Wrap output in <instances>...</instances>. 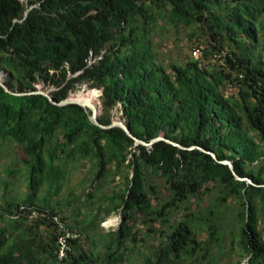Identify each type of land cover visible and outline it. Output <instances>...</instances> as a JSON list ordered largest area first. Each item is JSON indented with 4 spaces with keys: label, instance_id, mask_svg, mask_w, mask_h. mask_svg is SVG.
<instances>
[{
    "label": "trees",
    "instance_id": "trees-1",
    "mask_svg": "<svg viewBox=\"0 0 264 264\" xmlns=\"http://www.w3.org/2000/svg\"><path fill=\"white\" fill-rule=\"evenodd\" d=\"M161 16L209 35L201 58H158ZM0 73L21 93L0 84V142L20 146L28 180L21 202L0 197V264H218L232 240L247 256L236 264H264V0H0ZM40 82L56 102L77 83L99 88L102 124L119 109L136 137L183 147L103 128L89 107L36 92ZM86 167L101 187L119 177L98 210L121 215L88 245L62 215L71 197L52 201ZM56 215L80 234L62 259Z\"/></svg>",
    "mask_w": 264,
    "mask_h": 264
},
{
    "label": "rangeland",
    "instance_id": "rangeland-1",
    "mask_svg": "<svg viewBox=\"0 0 264 264\" xmlns=\"http://www.w3.org/2000/svg\"><path fill=\"white\" fill-rule=\"evenodd\" d=\"M26 2L27 0H23ZM204 31L195 27H175L168 20L161 16L158 19L156 31L153 34V39L156 46L158 58L165 64L171 61H183L188 57L194 56L192 54V47L195 44H201L208 40ZM38 90H43L50 93L55 89L53 85H46L42 82L36 84ZM93 93L97 99V110L101 113V101L100 95L101 89H90L86 83H77L76 88L70 91L69 96L72 97L79 94ZM121 111L115 109L113 111L114 119H122ZM123 120V119H122ZM11 166L15 167V172L12 176L8 175V170ZM115 182L110 180L104 187H101L100 181L96 180L93 175L87 173L86 168H77L69 175L64 181L63 188L58 195L52 197L53 202L64 204L68 201V197H71V202L64 204L62 215H66L68 221L77 230L83 232V240L88 245L91 240L88 235L93 233H104L109 230H114L121 219V215L118 212H113L107 218L104 217V211L98 210V205L104 203V195L112 193V189L120 183L119 177L114 178ZM157 181V180H156ZM7 183V184H6ZM155 185V184H154ZM162 185V183H161ZM28 190V180L26 174V168L21 162V148L17 144H6L0 142V197L13 198L19 202L26 197ZM46 188L40 190V194H44ZM162 195L160 197L163 204L168 203L171 200L167 188L164 185L161 186ZM216 188L203 196L206 201L211 200L216 195ZM93 193V197L90 194ZM191 203L195 206L198 202L195 197L191 198ZM187 205V204H183ZM233 208L238 209L239 205L235 202L232 203ZM157 209L160 211L161 206ZM90 222L94 223L93 229L90 227ZM146 227H152L158 225L157 223L140 224ZM264 230V225L261 224ZM206 234L202 233L201 238H205ZM151 243L158 244V234L151 239ZM230 250L221 255L218 264H236L237 260H241V263H245L247 256L245 253H239V246L236 241L232 240L229 244ZM184 264H192L190 261H186ZM198 264H205V258L201 259Z\"/></svg>",
    "mask_w": 264,
    "mask_h": 264
},
{
    "label": "water",
    "instance_id": "water-1",
    "mask_svg": "<svg viewBox=\"0 0 264 264\" xmlns=\"http://www.w3.org/2000/svg\"><path fill=\"white\" fill-rule=\"evenodd\" d=\"M0 84H1L2 86H4L5 89H6L7 91H10V92H12V93H16V92L11 91V90L9 89V87L6 85V83H5L3 80H1V79H0ZM36 92H38V93H42V94L46 95V96H47L52 102L57 103V104H59V105H65V104H69V103H77V104H80V105H82V106H84V107H89V108L91 109V111H92V114H91V120H92L94 123H96L97 125H99V126H101V127H103V128H108V127H112V126H120V127H122V128L127 132V134H128L129 136H131L132 138H134L138 143H142V144H144V145H151L153 142H155V141H157V140L165 139V140H167V141H169V142L174 143L175 145H178V146H180V147H183L181 144H179V143H177V142H175V141H172V140H170V139H168V138H166L165 136H162V135H159V136L153 138V139L150 140V141L142 140V139L136 137V136L132 133L130 127L127 125V123L125 122V120H122V119H114V120L112 121V123H111V124H108V125H106V124H102V123L99 121V119H98L99 112H98V110H97V107H96V105L93 104L91 101H78V100L72 99V98H70V97H66L65 99H62V100H60L59 102H56V101L54 100L53 96L51 95V93L45 92V91H43V90H37ZM16 94H21V93H16ZM193 147H194V146H193ZM193 147H190V148H193ZM209 152L213 155V157H215L216 159H218L217 156H216V154H215L214 152H211V151H209ZM219 161L222 162V163L228 164L229 167L231 168V170L233 171V173H234V175L236 176L237 179H240V180H244V179H246L245 177L240 176V175L236 172V170H235V168H234V165H233V163H232L230 160H219ZM249 180H250V179H249Z\"/></svg>",
    "mask_w": 264,
    "mask_h": 264
},
{
    "label": "built area",
    "instance_id": "built-area-1",
    "mask_svg": "<svg viewBox=\"0 0 264 264\" xmlns=\"http://www.w3.org/2000/svg\"><path fill=\"white\" fill-rule=\"evenodd\" d=\"M192 54L194 55V57L196 58H201L202 56V46L199 44H195L192 47ZM0 79L4 80L3 78V74L0 73ZM231 85V84H230ZM234 86H229L228 87V91L231 92L234 89ZM36 214V210H32L30 213V218H33ZM54 220L56 221V223L59 226V229L62 231L60 237H59V257L62 259L64 257H66L67 255V249H68V243H67V239L68 238H73V237H80V234L77 232H73L70 231V229L68 228V226L61 220V217L56 215L54 216Z\"/></svg>",
    "mask_w": 264,
    "mask_h": 264
},
{
    "label": "bare ground",
    "instance_id": "bare-ground-1",
    "mask_svg": "<svg viewBox=\"0 0 264 264\" xmlns=\"http://www.w3.org/2000/svg\"><path fill=\"white\" fill-rule=\"evenodd\" d=\"M72 99L78 100V101H91L93 104L97 106V99L96 96L93 93L90 94H79L72 97V95L69 96Z\"/></svg>",
    "mask_w": 264,
    "mask_h": 264
}]
</instances>
